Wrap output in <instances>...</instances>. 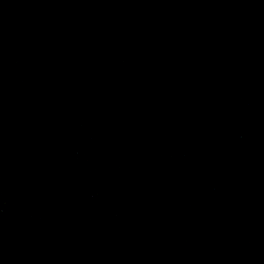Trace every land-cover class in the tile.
Masks as SVG:
<instances>
[{"label":"water","instance_id":"obj_1","mask_svg":"<svg viewBox=\"0 0 264 264\" xmlns=\"http://www.w3.org/2000/svg\"><path fill=\"white\" fill-rule=\"evenodd\" d=\"M0 264H264V0H0Z\"/></svg>","mask_w":264,"mask_h":264}]
</instances>
